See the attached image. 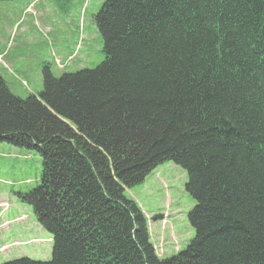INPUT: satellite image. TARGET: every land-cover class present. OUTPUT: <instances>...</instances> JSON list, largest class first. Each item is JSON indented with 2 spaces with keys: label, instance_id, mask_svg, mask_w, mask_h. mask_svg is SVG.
<instances>
[{
  "label": "trees",
  "instance_id": "16d2710c",
  "mask_svg": "<svg viewBox=\"0 0 264 264\" xmlns=\"http://www.w3.org/2000/svg\"><path fill=\"white\" fill-rule=\"evenodd\" d=\"M93 22V69L45 66L25 99L0 78V143L39 156L22 200L51 238L4 264H264V0H105ZM167 162L194 237L159 259L125 191Z\"/></svg>",
  "mask_w": 264,
  "mask_h": 264
},
{
  "label": "rangeland",
  "instance_id": "374dc122",
  "mask_svg": "<svg viewBox=\"0 0 264 264\" xmlns=\"http://www.w3.org/2000/svg\"><path fill=\"white\" fill-rule=\"evenodd\" d=\"M104 1H0V78L12 95L37 96L45 66L59 78L101 62L102 43L93 18ZM40 174L36 153L0 143V248L7 247L0 251V264L51 258L49 234L22 200L37 186ZM185 183V172L167 162L125 191L146 218L150 242L160 259L182 251L194 237L187 223L194 203Z\"/></svg>",
  "mask_w": 264,
  "mask_h": 264
}]
</instances>
